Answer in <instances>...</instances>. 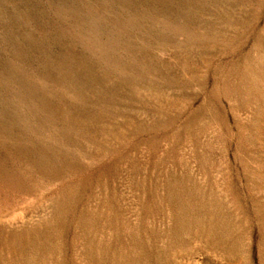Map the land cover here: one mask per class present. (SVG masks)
I'll list each match as a JSON object with an SVG mask.
<instances>
[{
	"label": "rangeland",
	"instance_id": "obj_1",
	"mask_svg": "<svg viewBox=\"0 0 264 264\" xmlns=\"http://www.w3.org/2000/svg\"><path fill=\"white\" fill-rule=\"evenodd\" d=\"M0 264H264V0H0Z\"/></svg>",
	"mask_w": 264,
	"mask_h": 264
}]
</instances>
